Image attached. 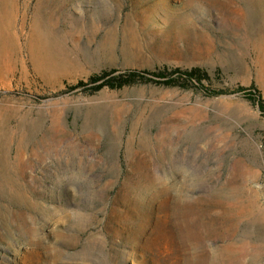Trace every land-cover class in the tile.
Segmentation results:
<instances>
[{
  "label": "rangeland",
  "instance_id": "1",
  "mask_svg": "<svg viewBox=\"0 0 264 264\" xmlns=\"http://www.w3.org/2000/svg\"><path fill=\"white\" fill-rule=\"evenodd\" d=\"M258 97L264 0H0V264H264Z\"/></svg>",
  "mask_w": 264,
  "mask_h": 264
},
{
  "label": "trees",
  "instance_id": "2",
  "mask_svg": "<svg viewBox=\"0 0 264 264\" xmlns=\"http://www.w3.org/2000/svg\"><path fill=\"white\" fill-rule=\"evenodd\" d=\"M114 73H116V71H113L110 73L107 72L104 75H97V76H94L92 78V80L96 82V81H100V80H105L106 78L109 77L105 81V83H103L98 88L102 89L104 87H109L111 89H117V88H123V87L131 84L132 82L136 81V79L140 75V73H138L136 71H132V72H129L126 74H119L118 76H115ZM176 73L179 74V76H177V78L176 77H173V78L169 77L170 79L165 81L164 83L167 85H176L182 81H185V82L190 81L191 82V81H195L197 78L199 80H201L203 78L202 76L199 75V74H201L199 70H192V71H185V72H181V70H178V71H176ZM144 74H148V73L145 72ZM257 101L260 103L261 109L264 111V102H263L262 97H258Z\"/></svg>",
  "mask_w": 264,
  "mask_h": 264
}]
</instances>
